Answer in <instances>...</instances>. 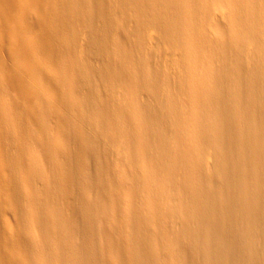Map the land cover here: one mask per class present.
Wrapping results in <instances>:
<instances>
[{
	"label": "bare ground",
	"instance_id": "1",
	"mask_svg": "<svg viewBox=\"0 0 264 264\" xmlns=\"http://www.w3.org/2000/svg\"><path fill=\"white\" fill-rule=\"evenodd\" d=\"M0 264H264V0H0Z\"/></svg>",
	"mask_w": 264,
	"mask_h": 264
}]
</instances>
